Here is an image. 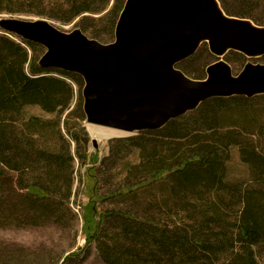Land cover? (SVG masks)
Returning a JSON list of instances; mask_svg holds the SVG:
<instances>
[{
  "label": "trees",
  "instance_id": "obj_1",
  "mask_svg": "<svg viewBox=\"0 0 264 264\" xmlns=\"http://www.w3.org/2000/svg\"><path fill=\"white\" fill-rule=\"evenodd\" d=\"M125 1L0 0V13L34 15L61 24L78 20L82 26L80 28L90 30L93 38L98 40L104 37L98 26L105 23L110 27L113 40ZM220 2L227 14L249 18L258 25H264L253 16L252 11L246 10L248 0ZM23 43L25 45L0 36V162L12 169L18 166L17 161L6 156V150L11 149L13 142L5 127L24 106L38 105L45 112L57 113L60 123L63 122L76 146L72 152L70 147L65 152L56 148L38 151L39 158L45 163V170L35 176L28 186L29 195L34 199L30 200L32 206L50 211L57 204L69 205L73 193V171L69 166L75 158L83 165L88 160L96 164L99 159L98 155L90 157L87 151L90 137L82 124L85 121L82 95L80 91L77 93L74 85L81 87L83 79L75 73L41 68L38 65V50L43 54L45 48L33 42L23 40ZM31 50L34 54L30 53ZM203 51L199 48L195 55L180 62L178 67L189 75L186 68L188 61L195 60ZM259 59L264 62V56ZM190 76L204 78L202 74ZM257 96L264 99V94ZM252 100L240 95L214 97L203 102L198 109L171 120L159 130L139 133L141 140L146 135L165 137L154 145V150L167 145L169 151H178L174 162L161 163L151 170L154 179L166 180L165 183L169 184V196L163 205L166 210L161 217L142 219L124 210L100 211L97 203L102 197L98 195L97 175L101 166L89 167L85 173L89 201L82 206L87 246L64 256L61 264H80L87 258V248L92 243L98 245L106 264H258L256 247H264V185L254 188L252 185L225 181V162L220 158L221 152L208 141L212 139L225 143L226 148L239 146L242 162L249 165L251 180L264 182V152L255 143L249 147L244 144L242 130L236 128L227 134L214 130L220 121L218 109H228L231 105L243 107ZM244 111L251 110L245 107ZM38 119L33 117L31 122H38ZM73 119H77L78 132H72ZM188 119H193V123L190 124ZM258 128L261 145L264 146V123L260 122ZM209 132V136L203 135ZM254 136L256 134L250 136L252 142ZM186 138L190 143L185 142ZM126 139L135 140L132 136ZM188 144L192 145L191 152H182V148ZM18 155L22 156L24 152L20 151ZM2 173L0 164V176ZM47 185L57 190L66 185L68 192L59 197L57 194L60 191L56 194ZM138 187L135 183L124 185L119 194L130 195ZM173 201L177 203L174 206L171 205ZM230 203L239 204L232 221L227 216ZM112 224L115 229L110 233L108 228ZM229 251H232L233 257H226L227 260L222 261L221 256Z\"/></svg>",
  "mask_w": 264,
  "mask_h": 264
},
{
  "label": "water",
  "instance_id": "obj_2",
  "mask_svg": "<svg viewBox=\"0 0 264 264\" xmlns=\"http://www.w3.org/2000/svg\"><path fill=\"white\" fill-rule=\"evenodd\" d=\"M0 30L42 45L41 68L81 76L86 124L126 134L159 130L214 97L264 94V62L235 74L225 60L231 51L262 58L264 25L227 14L220 0H126L107 43L42 17L0 16ZM202 44L218 60L195 79L178 64Z\"/></svg>",
  "mask_w": 264,
  "mask_h": 264
},
{
  "label": "rangeland",
  "instance_id": "obj_3",
  "mask_svg": "<svg viewBox=\"0 0 264 264\" xmlns=\"http://www.w3.org/2000/svg\"><path fill=\"white\" fill-rule=\"evenodd\" d=\"M246 5V10L252 11L253 16L264 23V0H248ZM12 15L30 19L38 18L28 14L0 13V16ZM53 22L67 32L76 27L82 28L78 20L70 24ZM98 28L104 36L100 38V41L110 42L112 40L110 27L104 23ZM83 31L93 38L90 30ZM0 36L8 37L25 45L20 37L5 31L0 30ZM200 50L204 51L200 52V56L195 60L188 61L189 63L186 65L189 76L202 74L205 77L206 67L218 60L216 56L210 53L207 44H202ZM38 51V57H40L42 53L40 50ZM30 53L34 54L32 50ZM239 54L229 52L225 57V60L228 57L227 61L231 64L235 74H238L247 62L261 61L260 59H248L246 56ZM74 85L77 93L80 91L82 95L83 85L81 87L77 84ZM252 99L254 100L243 105V107L231 105L228 106V109H218L217 114L220 121L218 127L214 130L216 133L223 134H227V132L236 128L242 130L244 134L243 143L248 147L255 143L264 152V146L261 145L259 136L261 133L258 128L260 122L264 123V99L258 96L252 97ZM74 105H76V102ZM245 107H249L251 111L245 112ZM21 110L13 117V120H9L5 127L13 142L11 143V149L6 150V156L13 158L15 162L17 161L18 166H16V169H12L0 162L3 170L0 176V264H61L64 256L87 246L83 230L82 206L89 201L88 194L90 192L86 187L87 178L85 173L92 166H101L97 175L98 195L102 197L97 203L100 211L107 209L124 210L142 219L148 216L161 217V214L165 212L166 209L163 205L164 200L169 196V184L165 183L166 180L154 179L151 170L161 163L170 164L174 162L177 159L178 151L176 153L173 150L169 151L167 145L154 150V145L165 139L162 135H146L142 140L138 138L139 133L112 138H95L88 130L85 121L82 124L90 137L87 151L90 157L98 155V163L94 164L95 162L88 160L87 164L83 165L80 160L75 158L72 165L69 166L73 171V193L67 207L57 204L50 211H44L41 207L38 209L33 207L30 200L34 201V199L29 195L28 186L35 176L45 170V163L39 158L38 151L56 148L65 152L70 147L72 152L76 143L63 122L60 123L57 113L45 112L38 105H26ZM33 117L39 118V121L31 122ZM64 118L65 116H63ZM188 120H190V124L193 123V119ZM76 122L77 119L71 121L72 132L79 131ZM209 134L210 132L203 135L209 136ZM253 134H256V136H254L252 142L250 136H253ZM130 136L134 137L135 140L127 141L126 138ZM93 138L98 142L97 148L93 146ZM208 141L216 145L215 147L221 152L220 158L225 162L223 174L225 181L239 182L241 185H252L254 188L264 185V182L257 183L251 180L249 165L242 162L239 146L231 145L226 148L225 143H217L212 139ZM185 142L190 143L187 138ZM191 147L190 144L184 146L182 152L187 150L191 152ZM20 151L24 152V155L19 156ZM42 180L45 181L44 177ZM133 183L139 186L133 191L134 193L127 196L119 194L124 185ZM47 186L56 194L60 191L57 194L59 197L64 196L68 190L66 185H63L59 190L50 187V185ZM176 204L175 201L171 203L173 206ZM238 208V203L228 205V220L232 221L234 219ZM114 229L113 224L108 228L110 233ZM87 250L89 251L87 258L80 264H106L96 243H92ZM255 256L258 264H264L263 245L256 247ZM226 257L231 259L233 257L232 251L224 253L220 259L224 261L227 260Z\"/></svg>",
  "mask_w": 264,
  "mask_h": 264
},
{
  "label": "bare ground",
  "instance_id": "obj_4",
  "mask_svg": "<svg viewBox=\"0 0 264 264\" xmlns=\"http://www.w3.org/2000/svg\"><path fill=\"white\" fill-rule=\"evenodd\" d=\"M88 125V130L90 131L91 135L93 137H100V138H112L116 136H122V135H127L126 133L111 129L109 127H103L100 125H95V124H87Z\"/></svg>",
  "mask_w": 264,
  "mask_h": 264
},
{
  "label": "built area",
  "instance_id": "obj_5",
  "mask_svg": "<svg viewBox=\"0 0 264 264\" xmlns=\"http://www.w3.org/2000/svg\"><path fill=\"white\" fill-rule=\"evenodd\" d=\"M79 210V209H78Z\"/></svg>",
  "mask_w": 264,
  "mask_h": 264
}]
</instances>
